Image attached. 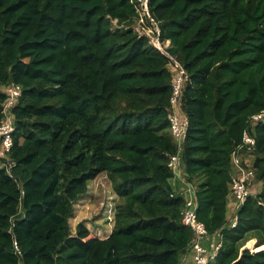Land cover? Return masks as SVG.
<instances>
[{
    "label": "trees",
    "instance_id": "1",
    "mask_svg": "<svg viewBox=\"0 0 264 264\" xmlns=\"http://www.w3.org/2000/svg\"><path fill=\"white\" fill-rule=\"evenodd\" d=\"M149 4L190 75L182 163L199 220L222 234L209 264H264V122H250L264 108V0ZM136 15L131 0H0V122L1 86L23 88L14 166L0 165V264H180L188 251L185 196L168 165L172 72L133 30ZM246 130L262 189L232 226V153ZM102 173L118 196L106 238L70 222Z\"/></svg>",
    "mask_w": 264,
    "mask_h": 264
},
{
    "label": "built area",
    "instance_id": "2",
    "mask_svg": "<svg viewBox=\"0 0 264 264\" xmlns=\"http://www.w3.org/2000/svg\"><path fill=\"white\" fill-rule=\"evenodd\" d=\"M131 2L137 12L132 24L133 30L139 36L147 37L152 45L168 57V66L172 72L169 121L171 133L177 143L178 151L170 155L168 165L175 175V181L179 180L182 184L179 186V190L185 196V208L182 220L193 232L188 251L184 254L180 264H209L214 260L222 247V234L220 231L210 233L205 223L199 220L197 215L198 197L196 187L186 180L182 163V150L189 126V118L183 106L184 92L190 75L177 57L170 53L168 49L171 46L170 39H162L160 23L151 13L149 0H131ZM114 21L117 23V20ZM1 90L6 93V99L3 102V117L0 122V165L6 167L11 172L14 161L10 157V151L14 145L13 135L16 129V114L13 109L22 96L23 88L20 84L12 82L1 86ZM250 122L252 125L264 122V108L252 115ZM255 145V138L249 130H246L241 144L232 153L231 184L228 197V216L229 221L232 218V222H230L232 226L236 225L237 213L248 196L254 194L251 187L256 179V170L249 155L255 149ZM113 214L115 215V211ZM206 236H213V240L210 243L211 249H207L201 243V239ZM15 244L18 249L17 242ZM192 251H194V256L190 259Z\"/></svg>",
    "mask_w": 264,
    "mask_h": 264
},
{
    "label": "rangeland",
    "instance_id": "3",
    "mask_svg": "<svg viewBox=\"0 0 264 264\" xmlns=\"http://www.w3.org/2000/svg\"><path fill=\"white\" fill-rule=\"evenodd\" d=\"M253 158V157H249ZM180 189V187H179ZM252 192L256 194L262 189V182L256 177L252 187ZM88 193L81 197V200L76 202L75 216L70 219L72 230H76V225L80 221H86L87 226L90 224V229L94 234L99 231L96 225H107L110 224V218H113L114 212V201L117 198L110 180L105 173L100 174L95 180L89 184ZM105 219L99 221L100 218ZM99 221V222H98ZM232 222V218L230 220ZM99 223V224H97ZM89 227V226H88ZM102 230V228H101ZM98 235V234H97ZM104 235V234H101ZM99 236V235H98ZM213 240V236L204 237L201 239V243L207 248L211 249L210 243ZM255 241V240H254ZM255 242L253 243V245ZM248 242L246 246H248ZM254 246L251 248L253 249ZM194 251L191 252L190 259L193 258Z\"/></svg>",
    "mask_w": 264,
    "mask_h": 264
},
{
    "label": "crops",
    "instance_id": "4",
    "mask_svg": "<svg viewBox=\"0 0 264 264\" xmlns=\"http://www.w3.org/2000/svg\"><path fill=\"white\" fill-rule=\"evenodd\" d=\"M92 182V181H91ZM90 182V183H91ZM173 182H174V184H179V181H175V180H173ZM89 191V190H88ZM88 191H87V193H88ZM116 194V193H115ZM83 197V196H82ZM117 199H118V196H117V198L115 199V201H114V211H115V204H116V201H117ZM79 200H81V198L79 199ZM78 200V201H79ZM75 208H77V206L75 205ZM105 219V217L104 218H100L99 219V221H102V222H105V221H103ZM110 224H109V226H107V225H103V224H100V225H96L97 226V228H98V232H97V234L99 235V237H101V238H106V237H108L110 234H111V232L113 231V227H114V222H115V215L113 214V218L111 219L110 218ZM98 221V222H99ZM97 224H99V223H97ZM89 226V228H91L90 227V224L88 225ZM101 228H102V230H101ZM101 234H104V235H101ZM192 239V238H191ZM256 242V241H255Z\"/></svg>",
    "mask_w": 264,
    "mask_h": 264
}]
</instances>
